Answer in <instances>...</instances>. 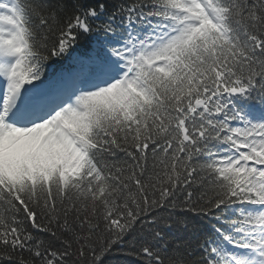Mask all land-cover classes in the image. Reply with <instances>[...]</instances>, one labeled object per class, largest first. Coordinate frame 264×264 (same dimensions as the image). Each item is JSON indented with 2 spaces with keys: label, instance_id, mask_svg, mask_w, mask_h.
Here are the masks:
<instances>
[{
  "label": "snow or ice",
  "instance_id": "obj_1",
  "mask_svg": "<svg viewBox=\"0 0 264 264\" xmlns=\"http://www.w3.org/2000/svg\"><path fill=\"white\" fill-rule=\"evenodd\" d=\"M129 236L137 264H264V0H0V264Z\"/></svg>",
  "mask_w": 264,
  "mask_h": 264
},
{
  "label": "trees",
  "instance_id": "obj_2",
  "mask_svg": "<svg viewBox=\"0 0 264 264\" xmlns=\"http://www.w3.org/2000/svg\"><path fill=\"white\" fill-rule=\"evenodd\" d=\"M68 63V58L64 60H52L49 62L46 71L49 75H55L57 72L61 71L62 68L66 67ZM40 235L41 238H45L44 234ZM136 239H139V235H137ZM134 243L135 241L133 237H126L122 250L114 251L113 254L109 257L107 264H137L134 256L126 254L131 251Z\"/></svg>",
  "mask_w": 264,
  "mask_h": 264
}]
</instances>
